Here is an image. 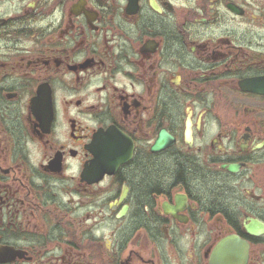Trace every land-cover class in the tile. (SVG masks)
<instances>
[{
	"label": "flooded vegetation",
	"instance_id": "flooded-vegetation-1",
	"mask_svg": "<svg viewBox=\"0 0 264 264\" xmlns=\"http://www.w3.org/2000/svg\"><path fill=\"white\" fill-rule=\"evenodd\" d=\"M0 264H264V0H0Z\"/></svg>",
	"mask_w": 264,
	"mask_h": 264
}]
</instances>
